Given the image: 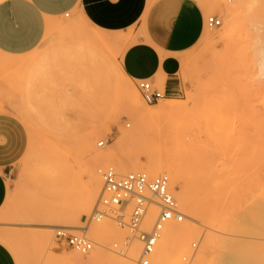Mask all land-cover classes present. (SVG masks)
<instances>
[{
  "label": "rangeland",
  "instance_id": "1",
  "mask_svg": "<svg viewBox=\"0 0 264 264\" xmlns=\"http://www.w3.org/2000/svg\"><path fill=\"white\" fill-rule=\"evenodd\" d=\"M197 1L222 25H207L183 57L182 89L154 103L142 98L138 80L115 68L134 42V27H100L87 19L82 7L50 20L42 42L29 53L0 54V106L23 120L29 131L27 150L9 171L11 188L0 209V243L11 264H80L74 259L77 251L56 240L55 229L61 225L87 229L88 234L73 232L96 242L99 249L90 254L91 261L81 264H125L108 255L122 258L137 242L133 238L124 253L114 248L131 236L127 228L113 238L92 232L105 220L118 226L111 216L91 217L102 177L89 215L80 211V204L87 197L93 166L99 176L102 167L112 166L120 175L133 170H121L112 162L89 163V153L81 147L83 136L93 152L116 151L122 134L133 128L131 106L157 110L167 102L185 104L186 110L148 121L138 132L164 143L179 164L178 181L164 172L185 214L182 222H174L200 228L179 264H186L183 257L192 252L194 242L192 264H200V256L212 264H222L228 256L237 264H264V90H256L245 33L249 21L264 20V12L257 14L259 10L242 2L227 13L216 3L230 6L234 0ZM232 20L238 26L234 34L228 31ZM128 86L138 93L139 103L125 96ZM97 124L107 127L105 134L94 132ZM100 140L107 142L104 147ZM141 163H147L145 156ZM182 192L198 206L196 216L179 201Z\"/></svg>",
  "mask_w": 264,
  "mask_h": 264
},
{
  "label": "crops",
  "instance_id": "2",
  "mask_svg": "<svg viewBox=\"0 0 264 264\" xmlns=\"http://www.w3.org/2000/svg\"><path fill=\"white\" fill-rule=\"evenodd\" d=\"M79 7L100 27H134V42L122 61L130 78L150 79L168 95L182 89L183 57L208 25V15L197 0H2L0 54L29 53L42 42L50 20ZM28 144L29 131L23 121L12 112L0 111V209L11 188L9 171ZM0 264H11L2 243Z\"/></svg>",
  "mask_w": 264,
  "mask_h": 264
},
{
  "label": "bare ground",
  "instance_id": "3",
  "mask_svg": "<svg viewBox=\"0 0 264 264\" xmlns=\"http://www.w3.org/2000/svg\"><path fill=\"white\" fill-rule=\"evenodd\" d=\"M242 2L247 3L249 5L248 7L252 10L253 9L259 10V12L258 11L256 12L257 14L264 12L263 11L264 0H234L233 5L230 6H225L218 2L216 3V5L227 13H233L236 10L237 5ZM67 15H69V13H67L66 16ZM237 29H238L237 22L235 20H232L228 26V31L234 34L237 31ZM245 33L249 37L248 55L254 66V79L255 82L257 83L256 90L262 91L264 90V20H260L258 17H256L254 20L249 21L245 28ZM124 53L123 51H120L119 55H122ZM115 68L118 70L120 74L129 77L124 71L122 63L119 64L117 63ZM159 82L160 84H162L163 79H160ZM125 96L132 102L139 103L140 101L138 93L132 86H128L126 88ZM3 109L4 108L0 106V111H4ZM130 110L134 113L133 128L128 132H124L119 139V148L120 149L123 148L126 151V153L123 154L120 149L116 151L93 152L91 151V143L88 141L87 136H83L81 147L85 153H89V156L87 158L89 163L106 164L108 162H112L116 164V166L121 170L132 169L133 171L131 172H138L140 168L141 169L144 168V169H148L151 173L157 175L164 174V172L166 171L171 173L173 180L178 181L181 178V172L179 169V164L177 163L175 157L171 155L168 149H166L164 143L147 139L144 133L142 132V130L140 134L138 132V127L140 125L141 127H143V125L148 121H160L167 114L179 113L185 111L186 105L179 102H167L165 104H162L157 110H146V109L141 110L134 106H131ZM24 116L28 118V121H31V119L29 120V116H27L26 114ZM106 131H107V127L104 124H97L94 128V132L98 135L105 134ZM142 156H145L147 163L145 164L141 163ZM103 168L106 167L99 168L98 170L101 176H99V174L97 173L95 166L89 169L90 181H89L87 197L80 204V211L85 215L90 214L93 208V204L102 187ZM145 173L147 174V172ZM100 177H102V180ZM103 187H104V182H103ZM103 187L97 201H99V198L103 191ZM177 196L179 201L185 206L186 211L194 214L195 216L198 214V206L194 203V201L190 198V196L186 192L179 193ZM129 207H132V205H128L125 210V219H124L125 221L127 220L126 215ZM95 209L96 208L94 207L93 212H95ZM157 211L159 213L160 209L156 205H151L149 207V210L147 211L145 219L142 224L143 227L146 226L147 229L148 227L149 229L152 227L154 223L153 218L156 215ZM91 217L92 219H95L93 218V213ZM175 222L174 220H171L164 225L161 231V237L158 241L154 253L151 256L152 264H179V256L185 250L187 246V242L191 238L197 237V235L200 232V228L196 225L177 224ZM63 227L69 228L71 232L75 231V232H82L85 234L89 233L87 229L81 230L76 228L75 226H68V225H61V227L56 228L55 233L59 228H63ZM121 228L123 229L127 227H122L119 224L117 226L113 222L105 220L96 227H93L92 232L96 235H100L107 238H113L115 237V234L120 232ZM131 241H133L132 238ZM230 242L232 243L233 241L227 240V243ZM94 243H95L94 249L89 254L84 255L79 252L75 254L76 258L74 259L77 261V263L81 264L83 262L87 263L91 261L92 257L90 256V254L99 249L95 241ZM140 243L141 242L139 240H137V242H134V244L129 249V252L127 254L126 253L124 254L125 255L123 256L124 258L117 257L111 254L108 255V258L114 261L115 260L124 261L125 264H138L136 261L138 260L139 262L140 259L139 255H141V251H142V246H141L142 244ZM196 251L197 248L193 249L192 246V252L186 256H190L191 254H193L194 255L193 259H194ZM197 261L200 264H212V262L204 260L202 256H200ZM222 264H237V263L235 262L232 256H228L222 260Z\"/></svg>",
  "mask_w": 264,
  "mask_h": 264
},
{
  "label": "built area",
  "instance_id": "4",
  "mask_svg": "<svg viewBox=\"0 0 264 264\" xmlns=\"http://www.w3.org/2000/svg\"><path fill=\"white\" fill-rule=\"evenodd\" d=\"M207 24L212 28L219 27L222 25V20L216 15H210ZM136 84L142 98L148 103L157 102L168 95L150 79H138ZM105 145L104 140L99 141L100 147ZM102 177L104 187L95 205L93 218L101 220L105 216H111L120 226L127 227L131 236L125 237L121 243H115L114 248L124 253L131 238L137 239L142 244L139 263L152 264L151 256L161 237L164 225L171 220L182 222L185 219V214L171 191L169 176L160 174L151 177L143 171L120 175L112 166H108L102 169ZM128 205H132V209L125 221V210ZM151 205H156L160 211L152 227L146 229L142 224ZM55 237L58 242L65 243L84 255L89 254L95 246L92 239L84 234L73 233L67 227L59 228ZM192 246L196 249L197 243H193ZM193 256L191 254L184 257L186 264H192Z\"/></svg>",
  "mask_w": 264,
  "mask_h": 264
}]
</instances>
